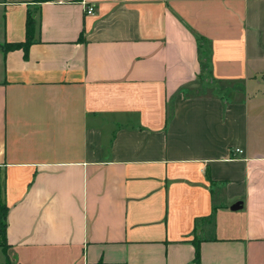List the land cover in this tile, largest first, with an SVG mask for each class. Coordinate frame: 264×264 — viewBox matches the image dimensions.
Returning <instances> with one entry per match:
<instances>
[{
    "label": "crops",
    "instance_id": "obj_1",
    "mask_svg": "<svg viewBox=\"0 0 264 264\" xmlns=\"http://www.w3.org/2000/svg\"><path fill=\"white\" fill-rule=\"evenodd\" d=\"M0 199V264H264V0H0Z\"/></svg>",
    "mask_w": 264,
    "mask_h": 264
},
{
    "label": "trees",
    "instance_id": "obj_2",
    "mask_svg": "<svg viewBox=\"0 0 264 264\" xmlns=\"http://www.w3.org/2000/svg\"><path fill=\"white\" fill-rule=\"evenodd\" d=\"M39 3L45 2V1H54V0H37ZM26 29H27V38L25 41L20 42V43H16V44H12L11 47H22L25 49L26 52H28L29 46L31 45V43L33 42V37H34V33L36 30V19L35 17L32 15V13H28L27 15V24H26ZM82 37V36H81ZM0 221H1V226L4 230V239L7 242V227H8V212H9V207L7 206L6 203H4L1 199H0ZM2 246V244H0ZM195 259L199 260L200 259V249L199 246L197 245L196 247V253H195ZM6 264H13L12 262H10V259L7 257L6 260ZM97 264H106L104 262H98Z\"/></svg>",
    "mask_w": 264,
    "mask_h": 264
},
{
    "label": "rangeland",
    "instance_id": "obj_3",
    "mask_svg": "<svg viewBox=\"0 0 264 264\" xmlns=\"http://www.w3.org/2000/svg\"><path fill=\"white\" fill-rule=\"evenodd\" d=\"M35 4H38V3H35ZM200 46H201V49L203 50L202 53H201V56H204V55H207V49H209V42L206 41V40H200ZM206 59V58H205ZM203 78H201L200 82H201V90H212L214 87H218V86H222L220 85L219 83H214L213 81H210L209 79V75L208 73L206 72V74L204 76H202ZM200 90V88H199ZM0 215H1V212H0ZM0 224H1V221H0ZM0 244H2V248L7 251L8 250V243L5 241L4 239V230L2 228V226L0 225ZM10 262H12V260L10 259Z\"/></svg>",
    "mask_w": 264,
    "mask_h": 264
},
{
    "label": "built area",
    "instance_id": "obj_4",
    "mask_svg": "<svg viewBox=\"0 0 264 264\" xmlns=\"http://www.w3.org/2000/svg\"><path fill=\"white\" fill-rule=\"evenodd\" d=\"M85 4H86V3H85ZM86 12H87V14H92V13H93V7L88 6V5L86 4ZM237 151H238V152H242V150H240V149H237Z\"/></svg>",
    "mask_w": 264,
    "mask_h": 264
}]
</instances>
